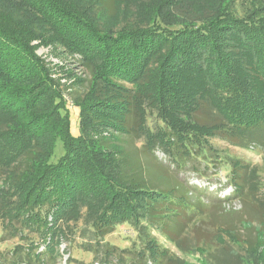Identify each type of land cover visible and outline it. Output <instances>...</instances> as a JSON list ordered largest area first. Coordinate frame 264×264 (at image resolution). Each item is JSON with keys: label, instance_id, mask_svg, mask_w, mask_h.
<instances>
[{"label": "trees", "instance_id": "16d2710c", "mask_svg": "<svg viewBox=\"0 0 264 264\" xmlns=\"http://www.w3.org/2000/svg\"><path fill=\"white\" fill-rule=\"evenodd\" d=\"M181 1L155 0L144 25L110 29L99 23L118 21L123 0H0V220L42 243L49 238L43 253L31 251L30 241L25 253L18 246L9 259L0 256L4 264H59L61 226L81 218L91 243L104 251V264L114 253L103 239L124 224L138 246L118 260L185 264L152 232L184 251L179 237L187 215L205 206L191 204L154 152L161 149L180 172L194 160L211 165L212 152L220 162L213 138L264 147V0H214L206 12L184 18ZM47 37L89 74L86 90L70 105L30 44ZM200 114L208 119L199 121ZM136 138L143 140L139 152ZM57 140L63 154L51 164ZM226 163L248 217L240 225L262 229L241 239L233 228H220L224 240L212 252L203 248L205 261L264 264V201L250 180L254 170L235 158ZM231 245H245L248 258Z\"/></svg>", "mask_w": 264, "mask_h": 264}, {"label": "rangeland", "instance_id": "374dc122", "mask_svg": "<svg viewBox=\"0 0 264 264\" xmlns=\"http://www.w3.org/2000/svg\"><path fill=\"white\" fill-rule=\"evenodd\" d=\"M154 3L155 0H123L119 8L124 10V12L123 15L118 17L119 20L102 19L99 26L110 29L119 28L121 22L144 25L149 19L147 15L152 12L151 8ZM213 3L214 0H207V2L205 0H182L180 10L183 16L181 15L180 17L184 18V14L190 16L194 14L193 12L200 15L203 11L206 12ZM52 42L49 37L45 39L35 38L30 44L35 47L34 52L37 57L49 68L51 79L55 81L62 91L63 97L70 105L76 96L81 95L86 90L89 74L78 63L76 57H71L61 46ZM76 78L84 79V84L81 86L76 85L74 83ZM70 108H72L70 127L71 132L75 135L78 134L77 110L74 106ZM197 118L199 121L208 119L207 115L203 116L202 114L197 116ZM148 123L150 126L157 124L153 119H149ZM209 141L211 148L220 156L218 158L220 162H216L217 156H215L214 152L210 153V157L214 161L211 165L194 160L178 172L161 149H157L153 154V159L166 165L172 175L177 177L178 182L183 184L188 192L191 204L195 206L200 201L205 206L201 211L192 208L187 215L188 218L189 216H192V218L189 223L185 220L186 222L182 226L179 237L181 249L184 251L179 250L168 242L165 235H162L159 231L154 230L152 232L157 243L169 251L171 258L179 259L185 264H208L205 261V250L203 248L208 249L210 252L219 248L220 243L224 240L219 231L220 228H233V231L241 239H246L248 236L254 235L255 232L259 233L260 229H262L261 226L256 224L252 227L240 225L242 221L240 219L248 217L243 210L241 200L234 194V187L231 184V168L226 162H228V157L235 158L242 165L248 166L249 170H254L255 177L250 180L255 183L258 189V199L264 201V147L250 145L247 148H240L215 138ZM132 144L135 150L139 152L143 140L133 139ZM62 154L61 141L57 140L50 163H56ZM3 180V175L0 173V188L5 187L3 186ZM246 190L250 191V188L246 187ZM83 212H81V215ZM179 220L180 218H178ZM8 223H10L8 220H0V256L3 255L4 258L9 259L13 250L18 246H24V250L21 249L20 251L25 253V251H28L27 246L30 241L35 242V246L31 249V251L34 250L35 254L45 251V245L49 242V238H46V241L42 243L43 240L38 235L21 231L15 222L12 224ZM61 227L66 229H64L65 236L57 238V240L59 239V246L55 260L59 264H104L103 262L106 261L104 251L96 249L93 241L91 243L88 226L83 218L76 224L70 223L68 227ZM260 235L261 242L264 243V235ZM260 235L258 234V236ZM103 242L113 248V256L107 259L109 264H127L128 260H118L119 257L117 255L121 257L126 254L125 252L133 251L138 246L134 230L125 224L117 226L110 235L105 236ZM225 242L230 244L231 241L225 238ZM231 247L233 250H237L244 258H248L244 250L245 245H241L238 248L233 245ZM134 257L136 256L134 255ZM0 264H4L2 258L0 259Z\"/></svg>", "mask_w": 264, "mask_h": 264}]
</instances>
